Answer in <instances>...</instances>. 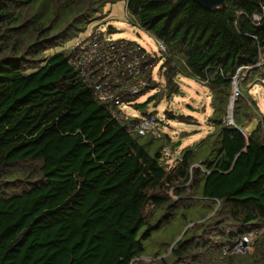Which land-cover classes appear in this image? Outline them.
<instances>
[{"label": "trees", "instance_id": "16d2710c", "mask_svg": "<svg viewBox=\"0 0 264 264\" xmlns=\"http://www.w3.org/2000/svg\"><path fill=\"white\" fill-rule=\"evenodd\" d=\"M119 1L133 26L165 46L164 92L178 94L176 78L185 76L213 93V130L185 147L172 168L163 144L149 149L162 134L143 143L147 136L130 134L81 82L68 49L46 54ZM263 6L264 0H227L217 10L194 0H0V264H134L179 207L170 190L200 195L213 214L196 228L215 229L198 244H187V232L167 254L174 264L189 257L198 264L196 252L210 255L216 243L224 250L264 230V125L248 128L254 117L264 118L248 92L264 85ZM252 246L245 255H226L227 263L264 264V231Z\"/></svg>", "mask_w": 264, "mask_h": 264}, {"label": "rangeland", "instance_id": "374dc122", "mask_svg": "<svg viewBox=\"0 0 264 264\" xmlns=\"http://www.w3.org/2000/svg\"><path fill=\"white\" fill-rule=\"evenodd\" d=\"M128 15L129 13H127L125 1L108 4L103 9L102 15L98 14L97 19L91 20L84 31L75 34L70 40L65 42L63 46L57 45L49 48L46 54L67 49L70 44L74 43L77 36L89 34L95 26H101L109 30V25L114 26L116 29L115 33L110 32L114 38L119 40L124 38L133 40L143 45L151 52L156 53L159 63L154 70V89L139 97L138 102L141 104H148L145 111L141 109L144 113L148 111L156 115L159 119L158 126L162 133V138L160 140H153V142L149 144V149L153 152L155 148L163 144L164 147L162 152L165 163L168 165V168H172L179 162L181 152L185 147L196 145L213 130V126H211L209 122V117L213 112L211 106L213 93L206 85L185 76H178L176 78L180 88L178 94L169 95L167 92H164L166 79L161 65L166 60V54L160 50L159 45L150 33L145 32L138 26L134 27L132 25ZM234 85L232 94L236 91V84ZM248 92L255 99L264 117V85L258 84L254 86V84H252L248 86ZM154 94L155 97H153ZM231 97V99H233V96ZM238 97L239 95L236 99H238ZM234 103L235 101L233 105ZM232 114L233 112L230 110L228 116L229 122L232 120L230 119ZM263 120L264 118L254 117L249 123V130H252L258 124L264 125ZM150 137L152 136L144 137L142 142L149 143L151 141L149 140ZM177 143L180 145L175 146ZM194 166L198 167L200 164L196 163ZM21 168L26 169L27 167L22 166ZM22 178V180H25L26 176ZM25 185L28 186V184ZM169 195L171 200L176 201L175 205H179V207L175 209L174 215L167 221L162 219L164 223L159 229L155 230L150 239L145 242V251L135 259L134 264H162L163 259L166 260L168 264H174L173 260L169 259L167 254L170 253L175 243L181 238H184L183 236L187 232H190L191 237L193 235V237L187 241V244L194 240H196L198 244L211 236L215 237L214 225H203L199 229L196 228V224L213 214V212H210L211 209L208 208L207 203L205 201H200V195L194 194L193 191H188L185 196H177L174 195L171 190ZM218 207L217 205L216 208ZM149 208L152 209V205H150ZM164 211L165 208H160V211L157 212L156 219H158L161 216V212ZM208 214L209 216L204 218ZM252 251L253 246L251 244L250 248L243 253L231 252L228 255H245ZM223 252L224 250L220 249L218 243L214 244L211 248L210 255H207L204 251L202 253L196 252L200 260L198 264H230L227 263L230 260L228 258L225 259L226 256H224ZM190 259V257L187 259L185 258L186 264L191 263ZM181 263L182 261L177 264Z\"/></svg>", "mask_w": 264, "mask_h": 264}, {"label": "built area", "instance_id": "2783aa9c", "mask_svg": "<svg viewBox=\"0 0 264 264\" xmlns=\"http://www.w3.org/2000/svg\"><path fill=\"white\" fill-rule=\"evenodd\" d=\"M254 19L259 22L260 16L255 15ZM155 41L166 53L165 46ZM67 49L69 62L81 82L92 87L94 98L105 104L115 120L125 124L132 135L161 137L158 117L138 107L139 97L154 89V70L159 63L156 53L133 40L114 38L101 26H95L87 35L77 36ZM263 231L243 235L233 246L224 249V256L245 252Z\"/></svg>", "mask_w": 264, "mask_h": 264}, {"label": "water", "instance_id": "95a60500", "mask_svg": "<svg viewBox=\"0 0 264 264\" xmlns=\"http://www.w3.org/2000/svg\"><path fill=\"white\" fill-rule=\"evenodd\" d=\"M197 2L201 7H203L206 10H217L221 9L225 6L227 0H194ZM236 84V93L239 95V89ZM231 110H233V102L231 103L230 106ZM230 123H233V120H231Z\"/></svg>", "mask_w": 264, "mask_h": 264}, {"label": "bare ground", "instance_id": "6f19581e", "mask_svg": "<svg viewBox=\"0 0 264 264\" xmlns=\"http://www.w3.org/2000/svg\"><path fill=\"white\" fill-rule=\"evenodd\" d=\"M237 96H238V94H237L236 91H235V94H234V97H233V99H232V102H234V101L236 100Z\"/></svg>", "mask_w": 264, "mask_h": 264}, {"label": "clouds", "instance_id": "9594fccd", "mask_svg": "<svg viewBox=\"0 0 264 264\" xmlns=\"http://www.w3.org/2000/svg\"><path fill=\"white\" fill-rule=\"evenodd\" d=\"M135 27V26H134ZM107 29V28H106ZM109 31V30H108ZM127 39V38H126ZM164 54H166V53H164Z\"/></svg>", "mask_w": 264, "mask_h": 264}]
</instances>
